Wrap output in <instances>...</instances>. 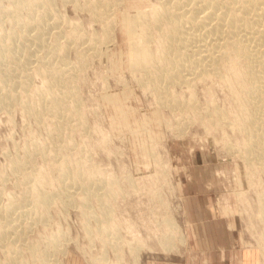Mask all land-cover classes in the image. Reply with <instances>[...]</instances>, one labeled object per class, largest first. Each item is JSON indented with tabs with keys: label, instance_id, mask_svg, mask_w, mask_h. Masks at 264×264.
I'll return each instance as SVG.
<instances>
[{
	"label": "rangeland",
	"instance_id": "rangeland-1",
	"mask_svg": "<svg viewBox=\"0 0 264 264\" xmlns=\"http://www.w3.org/2000/svg\"><path fill=\"white\" fill-rule=\"evenodd\" d=\"M26 1L28 4H23ZM93 1L99 0H0L3 55L0 56V208L8 205L13 197L15 202L23 196L25 200L17 202H28L40 210L37 209L36 218L28 221L32 227L27 223L25 233L12 239L13 244L9 247L14 245L13 250L7 247L5 251V246L0 243V264H8L6 261H13V264H264V221H261L264 215L260 212V204L264 203V171L252 169L239 155L243 133L229 123L223 126L210 124L211 119L216 118L211 110L213 106L225 111L231 119L238 113L234 94L226 86H217L212 79H207V83L196 80L190 87L184 84L170 87L183 100L180 107L184 110L180 107L170 109L166 104L160 106L152 91L144 89L135 73H131L129 39L123 18L125 13L136 8L147 12L158 2L113 0L110 3L112 0H100L103 3L101 9L107 2L106 7L112 8L114 28L108 38L101 32L104 27L108 28L106 19L98 20L92 14ZM20 3L21 6L16 8ZM101 23H104L103 28ZM72 26L78 28L82 36L70 42L66 34ZM94 38L97 44L103 39L107 41L104 40L101 57L91 54L93 48L82 47ZM58 45H63V49ZM56 48L61 50L58 52ZM84 49L86 54L82 53ZM52 52H58L57 56L64 54L65 60L75 65V69L69 75L67 73L69 78L66 73L61 76L67 78L65 84L61 78L58 81L55 76L51 77L52 72L46 74L48 78L37 72L36 66L40 64L37 58L43 61L47 58L44 67L56 69L60 59ZM81 60L84 61L82 64ZM50 78H53L49 80L51 82L62 81L64 85L58 86L66 87L63 92H67V87L72 84L76 87L72 91L74 95L69 93L71 99L69 95L61 102L59 109L63 112L59 109L51 112L50 108L38 116L24 113L26 100L40 103L38 93ZM54 88L61 92L56 86ZM25 93L28 96H24ZM29 95L31 99L27 98ZM18 98L23 104L20 105L22 101H17ZM75 100H78L80 110H73ZM184 100H192L198 108L190 110ZM65 102L70 104L66 106ZM48 105L51 106L50 102ZM65 108L70 111H64ZM56 112L61 116L58 120L54 119L59 118ZM62 123V131H59ZM26 155L30 156L27 158ZM64 159L77 167L76 170L75 166L74 170L72 165L69 167L65 184L73 177L82 186H68L70 196L60 191L64 182L60 179L59 169ZM15 161L21 162L23 167L15 168L12 165ZM58 161L62 162L59 169L55 165ZM34 177L39 178L41 191L51 197L49 205L42 206L44 208L34 200V191L29 193L34 184L30 183L36 182ZM81 179L88 181L82 183ZM96 180L100 182L99 186L109 182L115 192L110 200L112 210L106 216L103 213L109 203L98 201L94 195V191L104 192L92 182ZM43 184H49L46 190ZM80 192L86 195L84 202ZM105 225L109 228L99 232ZM52 235L59 238L52 241L49 239ZM169 241L171 247L166 246ZM135 249H138L136 260ZM9 253L12 260H7ZM44 254L49 263L46 260L40 262L39 258Z\"/></svg>",
	"mask_w": 264,
	"mask_h": 264
},
{
	"label": "bare ground",
	"instance_id": "bare-ground-1",
	"mask_svg": "<svg viewBox=\"0 0 264 264\" xmlns=\"http://www.w3.org/2000/svg\"><path fill=\"white\" fill-rule=\"evenodd\" d=\"M9 1H11V0H9ZM31 1H35V0H31ZM99 1H93L91 3V8H92L91 11H92V14H94V17L96 19H98V20H99V18H105L106 19L105 22H107L106 24H108L107 25L108 28L105 29V27L103 26L104 23L103 24L101 23L102 28L104 27V29H105V30L103 29L101 32L103 33V35L105 37H108V34L111 31H113L112 29L114 28V20L112 21V13H111L112 8H110L108 5L106 7V4L109 2L110 3L113 2V0L112 1L108 0L109 2L104 4V6H105L104 9L100 8L103 3L101 1H100L101 2L100 3ZM155 1L158 2L157 4H159V6L155 7V5H157V4H154V6H153V3H152V6H153V7L151 6L152 9L149 8L151 12L149 11V9H148V11H147L148 13H147L145 10L142 11V10L136 8L133 12L125 13V15L123 17L124 20L126 21L125 22L126 23V30L125 31H126V34L128 36L127 40L129 39V48H128L130 51V53H129V67L132 69V71H134V72H132L130 70L131 73H135V75H136L135 77H137L136 79H138V81L141 82V84L143 85L142 87H145L144 89H149L150 91H152V93H153L152 96L157 97V98L156 97L155 98L158 99V101L156 99L155 100L161 104L160 106H163L162 104H166V106H168V108H170V109H173V108L177 109L180 107L181 104H183L182 103L183 100L178 96V94L175 95L174 92L171 91V88H170L171 86H174V85L177 86V84H179V85L184 84V85H188V87H190L193 84V81L205 80V82H206L207 79H212V80L216 81V83H218L217 86L220 85L222 87L223 86H226V88L228 87L230 90V93L234 94V101L233 102L235 104V107H236V110L238 111V113L233 115V118L231 119L230 118L231 116L227 115V113L225 111H219V109H217L218 107L216 108L213 106L211 110H212V113L216 116V118H214L213 120L210 118L211 119L210 124H213V125L215 124L216 126H223L224 123H229V124H232V127H234V129L236 131H238L239 133H243L244 142L242 141L243 145H242L240 151L238 150L239 155H241L243 157L244 161L246 163H248V166L250 165L252 167V169L258 168L259 170L264 171V0H155ZM25 3L28 4L27 1L23 2V4H25ZM86 3H87V1H86ZM87 5H89V4H87ZM16 6H17L16 8H19L21 6V3H20V5L17 4ZM51 12H53V11H51ZM63 19H65V18H63ZM40 21H41V19H40ZM75 21H77V20H75ZM98 23H100V22H98ZM67 24H68V22H67ZM59 28H61V27H59ZM85 31H88V30H85ZM66 32L67 31H65V33ZM80 32L78 31V28L72 26V28L69 29V31L66 34V36L69 37L68 41L71 42L74 39H79L80 36H82V35H80L81 34ZM22 35H24V34H22ZM35 37H37V36H35ZM81 39H82V37H81ZM94 40H95V38L92 40L90 39L91 42L86 43L87 41L89 42V40H87L85 42L87 45L85 47L84 46H82V47L87 48V49L93 48V51L90 50L92 55L98 54L97 56H100L102 54V56H103V53H104L103 52V48H104L103 46L105 45V42H107V41L105 39H103V41L100 40L99 44H97V42H94ZM104 40H105V42H104ZM75 41H77V40H75ZM40 42L42 43V41H40ZM64 43H66V42H64ZM152 43H154L155 45ZM60 45H58V46L61 48L63 45L62 46H60ZM67 45H68V42H67ZM79 45H82V44H79ZM64 47H66V46H64ZM82 47H81V49H82ZM76 48H78V47H76ZM76 48H74V50ZM61 49H63V47ZM61 49L56 48L57 51L61 50ZM78 49L80 50V47ZM50 50H51V48H50ZM65 50H67V49H65ZM79 50H78V52H79ZM58 52H56V53L52 52V53H55L57 56ZM60 52H62V51H60ZM82 53H85V49ZM0 56H3L1 54V47H0ZM47 57H48V55H47ZM58 57L60 60L58 62V65L55 63L56 69L54 71L52 70L53 68L51 69L50 67L49 68L44 67L45 63H48V60L45 62V60L47 58L44 59V61L42 58H39V59L37 58V61H39V63H40L38 66H36L38 68L37 72H39L41 74V76L45 75L46 78H48L46 74H49L50 72H52L51 77L55 76V78L58 81L61 78V80H63L64 84H65V81L67 80V78H65L64 76L63 77H61V76L66 73L65 75L68 77V75L70 74L69 72H71V71H73V69H75V65H73V63L69 64L67 62V60H65L66 58H65L64 54H60L56 58H58ZM7 58H9V57H7ZM83 58H85V57H83ZM87 59H88V57H87ZM83 62L84 61H82L80 64H82ZM36 63L37 62L35 61V64ZM10 64H11V62H10ZM51 65L52 64H50L49 66H51ZM76 66H78V65H76ZM79 67H81V66H79ZM78 68H76V69H78ZM79 69H83V68H79ZM26 71H28V70H26ZM32 73H33V71H32ZM67 73H68V75H67ZM35 74H36V71H35ZM70 76H72V74ZM43 78H44V76H43ZM74 78H75V76H74ZM71 79L72 78H70V80ZM13 80H14V78H13ZM49 80L52 81L53 78L52 79L50 78L48 80L46 79V82H44V83H46L45 86H47V87L45 88V86H44L45 89L43 88L42 91L39 89L41 92L38 91L39 92L38 93L39 94L38 99L40 100V103L37 104L35 101L34 103H36V104H34L33 102L26 100L23 104V100L22 99L20 100V98H18L17 101H19V100L22 101V103L21 102H19V103H20V105L23 104V109H24V111H26L24 113H28L30 115L33 114L35 116H38L40 114H44V112L50 108L52 109L51 112H55L59 109L60 104H62L61 102L63 100H65L66 97L67 98L69 97V95H70L69 93L72 91L74 92V90H73L74 88L76 89L75 85L73 88L72 87L73 84L72 85L70 84L71 86L67 87V88H69L67 90V92H65V91L63 92L62 89H65L66 87L63 88L61 86L62 87L61 88L60 86H58L60 83H62V81L59 83L58 82L55 83L56 80L54 82H51ZM25 81L26 80H24L23 82H25ZM42 81H43V79H42ZM66 82H68V81H66ZM71 82L72 81H70V83ZM19 83H22V82H19ZM44 83H43V85H44ZM64 84L62 83L61 85H64ZM66 85H67V83H66ZM214 85H216V84H214ZM55 86H56V89H61V92L60 91H54ZM67 86H69V85H67ZM20 87H21V84H20ZM42 87H40V88H42ZM70 88H72V89H70ZM30 91H32V90H30ZM9 92L7 91V93L10 96L11 94ZM14 92H16V91H13V93ZM73 92H72V94H73ZM75 93H77V92H75ZM18 95H20V94H18ZM21 95H23V93ZM25 95H27V94L25 93L24 96ZM1 96H3V95H1ZM75 96H76V94H75ZM190 96H189V98H190ZM11 97L12 96H10V98ZM71 97L72 96L70 95L69 99H71ZM27 98L29 99L30 95ZM34 98L36 99V95ZM194 98L195 97H193V99ZM69 99H67V100L69 101ZM72 99L74 100V98H72ZM5 100H6V98H5ZM39 100H38V102H39ZM195 100H194V103H195ZM77 101L78 100L73 101L74 102L72 104L73 110L74 109L78 110L80 108V107L78 108V106H80V105H78L79 103ZM184 101H186L185 105L190 110H196L198 108V107L197 108L195 107L197 105L194 106L192 100H191L192 103L187 102V100H184ZM49 102L51 105L50 107L48 105ZM66 103L67 102H65L66 106L70 104V103L69 104H66ZM70 107L71 106H69L67 108L70 109ZM20 108H21V106H20ZM67 108H65L66 110L64 109V111H67ZM181 109L184 110V107H182ZM181 109L179 111H181ZM59 110H61V109H59ZM68 111H70V110H68ZM70 113L72 115V112H70ZM55 114L58 115L57 112ZM73 114H75V113H73ZM79 114H81V113H78V116H80ZM69 115L70 114L68 113V116ZM42 116H41V118L44 117V116L43 117ZM51 116H53V114H51ZM66 116H67V114H66ZM228 116H230V117H228ZM53 117H55V115ZM57 117H59V115ZM60 117L59 118L55 117L54 119L58 120V119H60ZM67 120H69V119H67ZM75 120H77V119H75ZM60 121H62V120H60ZM57 122H59V121H57ZM63 123L60 124V126L58 128L59 131L61 130L60 128L63 126ZM79 123L80 122H78V124ZM66 124H68V123H66ZM80 124L82 125V123H80ZM83 126H81V127H83ZM179 129H180V127H179ZM181 129H183V127ZM55 130H57V129H55ZM242 140H243V138H242ZM61 143H60V146H61ZM36 147H34V148L36 149ZM39 147H41V146H39ZM229 147L231 148V146H229ZM59 149H63V147H59ZM34 151H32V152H34ZM44 151L42 150V152H44ZM46 151H48V150H46ZM56 152H58V151H56ZM60 152H61V150H60ZM58 153L56 155L57 157H58ZM29 156L26 155L25 157L28 158ZM40 156H41V154H40ZM51 156L53 157V155H51ZM63 157H66V156H63ZM66 158H68V157H66ZM56 159H60V161H61V158H56ZM62 160H63V158H62ZM64 160L65 161L63 163L58 161L57 162L58 165L56 163H55V165L58 168L59 164L61 165V163H62V165L60 167L61 169L58 168L60 170L59 171L60 179L62 178V180L64 182V185L62 186L60 191L64 195L70 196V194H68V192H69L68 186L71 187L73 185H78L79 188L80 187L82 188V186H80V183L78 182V180H76L77 178L75 179L73 177L72 178L70 177V181H68L67 184H65V182L67 181L66 179H68V177H69V171H70L69 167L72 165V163H71V165H69L70 163L67 162L66 159H64ZM67 160L69 161L70 159H67ZM53 161H55V160H53ZM78 163H80V162H78ZM26 164H27V162H26ZM12 165H14L15 168H20L22 166V163L15 161L14 164H12ZM32 165H34V164H32ZM73 166H75V165L73 164L71 166V168L74 170ZM77 166L82 167V164H80V165L77 164ZM27 167H29V165L26 166V168ZM49 167H51V166H49ZM76 169H77V167L75 168V170ZM79 170L81 171L83 169L80 168ZM86 170L89 171L88 169H86ZM18 171H22V170H18ZM87 171H85V173H87ZM78 173L80 175L84 174L81 172H78ZM70 174H71V172H70ZM89 174H90V172L88 173V175ZM17 176H19V175H17ZM34 176H36V175H34ZM71 176H73V174ZM74 176H77V174ZM25 177L23 179H25ZM36 177H34L36 182L33 181L34 178L32 180L30 179L31 181H33L30 184H33V183L34 184L32 185L33 187L31 186L32 188L30 187L32 190L29 189V190H31V192H29V193L32 194V191H34V200L38 201V203L42 207L43 205L45 206L47 203H49V201L51 200V197L49 195L43 193V191H41V185H40L41 183L39 181V178H37L38 179V181H37ZM89 177H90V175L88 176V178ZM80 178H82V177H80ZM30 180H29V182H30ZM42 180H44V179H42ZM97 180L92 181V182L97 183L98 182ZM23 181L24 180H22V182ZM80 181L83 183L84 180L81 179ZM87 181H84V182L87 183ZM24 183L26 184V182H24ZM99 183H97L98 186H99ZM105 183L103 182V185L100 184L102 186H99L100 188L102 187V189H104L103 193H102V191H100L102 194L98 193L99 190L94 191L95 192L94 195H96V197L98 198V201H100V202L106 201L109 203V204L105 205V212L103 213V216L110 214V211L112 210L110 200L113 199V197L115 196V192L112 189V184H110L109 182H107L109 184H107V183L105 184ZM43 185H44V189H45L46 185H49V184H43ZM86 185H88V184H86ZM48 187H47V189H48ZM25 188H27V187H25ZM70 190H71V188H70ZM85 191H87V190H85ZM54 192H55V190H54ZM77 192H79V191H77ZM90 193L91 192H89L88 195H90ZM31 194H29V195H31ZM80 194H82V193L80 192ZM59 195H60V193H59ZM53 196L55 197V195H53ZM84 196H86V195L81 196L82 202L85 201ZM28 197H31V196H28ZM54 197H53V199H54ZM14 198L15 197H13V199H10L11 200V201L9 200L10 203L8 205H6L5 207H3V209L0 208L1 209V211H0L1 212L0 213V243L3 246H5V251L7 250V247H8V249L10 248L11 250H13L14 245L12 247H9L10 245L13 244L14 240H12V239L14 237H18V236L23 235L26 231V228L28 227L27 223L30 224V222H31L30 219L33 220V217L36 218L35 215L38 216V214H39L38 213L39 209L37 207L36 208L38 210L35 209L33 204L30 205V204H28L27 201H26L27 204H24V203L20 204V202L25 200L24 199L25 197L23 198V196H22V198H20V199L18 198L20 200V202H17L19 200H16L15 201L16 203L14 202ZM32 199H33V196L30 198V200H32ZM34 200H33V202H34ZM88 200H90V199H88ZM95 200H96V198H95ZM100 202H99V204H100ZM47 205H49V204H47ZM42 208H44V207H42ZM260 208H261L260 212H262V215H264V203L260 204ZM83 212L86 213V211H83ZM36 213H38V214H36ZM44 213H45V211L43 212V214ZM45 214H44V216H45ZM30 215L32 216V218H29ZM42 215H40V217H42ZM262 215H261V217H262ZM44 216L42 218H44ZM45 218H46V216H45ZM108 220H109V218H108ZM28 221H30V222H28ZM261 221H264V220H261ZM99 223H100V221H99ZM108 224H112V223H108ZM98 225H100V224H98ZM30 226H31V224H30ZM174 227L177 229V226L175 224H174ZM104 228H109V227L107 225H105L104 227H101V229L99 228V232L104 230ZM47 236H50V234ZM52 236L53 237H51V238L48 237V238L51 239L52 241H55L54 239L57 236L56 235H52ZM57 238H59V237H57ZM7 239H9V240H7ZM32 243H35V242H32ZM20 244H22V243H20ZM35 244L32 245V247L35 246ZM16 245H15V247H17ZM50 245H52V244H50ZM166 246L171 247V241H169ZM166 246H163V247H166ZM54 247L59 248V245H58V247H57V245H55ZM55 248H53V249H55ZM56 250L59 251V249H56ZM35 252H37V251H35ZM35 252H33V253H35ZM133 255H134V259L136 260V258L138 257V249H135V252ZM46 257H47L46 254L41 256L40 257L41 259L39 258L40 262L41 261L44 262L46 260ZM35 258H36V255H35ZM12 259L13 258L9 253L7 260H12ZM47 261L48 260H46V262ZM7 262H8V264H13V261H12V263H10L9 261H6V263ZM48 263H49V261H48Z\"/></svg>",
	"mask_w": 264,
	"mask_h": 264
},
{
	"label": "crops",
	"instance_id": "crops-1",
	"mask_svg": "<svg viewBox=\"0 0 264 264\" xmlns=\"http://www.w3.org/2000/svg\"><path fill=\"white\" fill-rule=\"evenodd\" d=\"M186 256H187V254H186Z\"/></svg>",
	"mask_w": 264,
	"mask_h": 264
}]
</instances>
